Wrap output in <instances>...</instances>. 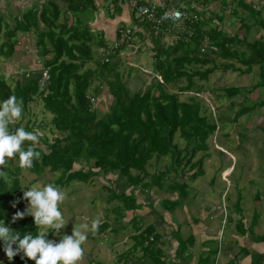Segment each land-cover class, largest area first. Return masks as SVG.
Masks as SVG:
<instances>
[{
	"label": "trees",
	"instance_id": "obj_1",
	"mask_svg": "<svg viewBox=\"0 0 264 264\" xmlns=\"http://www.w3.org/2000/svg\"><path fill=\"white\" fill-rule=\"evenodd\" d=\"M94 1L46 0L42 3L37 0L24 11L15 9L10 2L6 4L4 13H0V57L13 58L20 39L33 34L44 68L51 77L42 90L39 85L41 71L19 74L14 85L0 74V100L12 95L22 100V119L13 121L11 127L24 126L28 131L39 132L36 150L41 156L28 168L31 172L38 176L47 170L60 172L61 177L55 185L63 189L77 181L94 184L99 176H116V183L108 188L111 192L109 201L123 204L115 207L114 212L125 218L126 210L136 207L134 191L161 186L167 176L166 173L149 177L148 167L152 160L170 158L168 174L195 171L192 175L195 179L204 175L209 142L220 131V125L226 126L227 123L219 108L212 112L201 99L205 88L196 82V78L207 82L220 67L243 75L252 74L258 67L260 80L252 89L225 88L222 93L233 100L232 109H235L238 102L233 98L259 91L256 101L245 96L241 109L233 114L232 123L239 124L242 117L264 107V99L260 97L264 88V36L251 41L247 36L230 35L222 27L225 22L223 15H218L220 25L206 31L203 22L195 21L200 13L194 9L188 11L192 18L185 22L182 31L171 34L174 37L171 44L164 42L165 35L155 36L148 25L139 22L149 30L153 41V71L150 83L146 82L142 90L133 94L118 65L111 61L129 46H136L125 44L115 52L110 62L105 61L104 53L109 46L94 35L91 20L87 17L95 7ZM222 2L225 8H229L235 0ZM232 13L247 32L258 24L264 29L262 12L255 10L249 1L238 0ZM250 20L254 24L249 26ZM137 35L143 36L135 31L133 38ZM207 39V53L202 54L201 47L206 45ZM209 52L226 61L236 60L241 67L235 63L218 64L213 56H208ZM211 64L212 67L205 69ZM184 79L185 85L182 83ZM105 90L111 101L108 111L101 114L91 99L96 100ZM188 94L191 96L182 100V96ZM39 101L44 112L52 116L49 126L56 134L53 141L41 135L47 124L37 125L30 118L33 105ZM243 134L246 137L247 131L240 133L241 136ZM177 136L183 140V147L177 143ZM200 153L205 155L196 160ZM219 154L226 155L223 151ZM11 165L7 166V177L0 178V219L22 234L34 232L35 225L30 216L11 223L13 214L27 205L26 201L20 200L13 207L22 197L19 189L22 181L19 177L21 168L13 170ZM78 166L82 168L77 169ZM149 178H152L151 182L147 181ZM177 186L184 187V184L177 182ZM106 225L99 227L103 229ZM150 235L148 230L139 236L146 239ZM52 237L50 233L49 238ZM149 248L154 250V247ZM0 255L6 256L2 250ZM0 261L3 264H34L31 260H21L20 256L11 262L7 257L0 258Z\"/></svg>",
	"mask_w": 264,
	"mask_h": 264
},
{
	"label": "crops",
	"instance_id": "obj_2",
	"mask_svg": "<svg viewBox=\"0 0 264 264\" xmlns=\"http://www.w3.org/2000/svg\"><path fill=\"white\" fill-rule=\"evenodd\" d=\"M142 1L156 3L163 11L176 0ZM178 1L186 11H198L206 3L202 0ZM36 2L32 0L31 7ZM94 5L87 17L91 20L92 32L103 39L106 46L114 43L121 26L141 25L125 0H95ZM253 7L264 16L263 8ZM166 160L170 158L152 160L148 167L149 177L166 173L167 176L161 186L136 189V207L127 209L125 218L118 217L115 212L103 215L100 225L107 223L106 230L99 227L94 233L96 244L85 251V259L82 258L80 264H264V196L260 200L242 196L244 189L239 188L234 175L231 178H234L238 193L230 195L231 188L217 192L199 182L203 175L195 179L192 176L195 171L168 174L167 169L171 168ZM116 179L111 181L112 185ZM177 182L184 187L177 186ZM111 205L114 211L123 204ZM148 230L151 231L149 237L139 236ZM149 247L154 250L150 251Z\"/></svg>",
	"mask_w": 264,
	"mask_h": 264
},
{
	"label": "rangeland",
	"instance_id": "obj_3",
	"mask_svg": "<svg viewBox=\"0 0 264 264\" xmlns=\"http://www.w3.org/2000/svg\"><path fill=\"white\" fill-rule=\"evenodd\" d=\"M8 2L12 3L15 8H21L24 11L31 7L32 0H0V8L2 9H0V13H4L3 11L6 9V4ZM249 2H251L253 6L256 5L264 10V2L259 1L258 3H254L252 0ZM237 4L238 0H235V3L232 2L229 8H225L222 0H209L207 3L202 4L203 7H200L198 13H200L204 29L209 31L211 27L220 25L221 22L219 21L218 15H223L225 16V22L222 27L230 35L238 34L243 38L247 36L251 41H254L260 36H264V29L261 25L258 24L253 27L251 32H247V30L241 26L242 24L239 18H234L232 16V11L237 7ZM248 23L249 26L254 24L253 20H250ZM128 27L132 29L134 33L135 31H139L143 36H135L131 44H135L136 47L130 48L129 46L121 55L114 57L111 63L118 65L119 71L124 75V81L128 83L129 89L134 94L142 90L146 82L150 83L151 81L150 73L153 71L154 54L152 51L153 41L149 30L145 26L139 25L137 27L136 23H132ZM126 29V26H121L119 31ZM173 39L174 37L172 35H167L164 42L171 44L173 43L172 41H174ZM211 54L212 53L209 52L208 56H213L218 64L235 63L237 67H241V64L236 60L226 61ZM212 66L211 64L205 69ZM133 68L136 70L133 71ZM42 70H45L44 62L36 47L35 36H33V34L24 36L20 39L18 51L13 58L8 60L0 57V74L5 75L11 85H14V81L20 77L19 74L21 73ZM139 71L145 75H142ZM145 71L150 73L147 74ZM131 72L132 74H130ZM195 80L205 88V92L200 95L201 99L205 101L212 112H215L217 108H219L221 110L220 114L223 115L227 123L226 126L220 125V131L209 142L210 150L204 162L205 175L199 178V182L207 187L214 188L217 192L231 188L232 191L230 189L229 194L232 195V192L234 194L238 193L234 188V178H231V176L234 175L236 177L235 181L239 184V188L244 189V194L242 193V196H246L249 200H252L253 197H255L256 200H260L261 197L264 196V107L258 108L249 116L242 117L239 121L240 125L231 122L234 117L233 114L240 110V104L245 102V96H249L250 99L256 101L258 100L259 91L251 95H249V93H242V95L233 98L238 102L235 109H232L233 100L222 93L225 88L247 87L248 89H252L260 80L259 68L255 67L254 72L250 75H243L240 72H235L231 69L225 70V68L220 67L210 76L209 81L201 82L198 78ZM182 83L185 85L186 80L184 79ZM261 92L260 97L264 99V88L261 89ZM190 96L191 94L183 95L182 100H186ZM110 101L111 97L106 90L102 92L99 97H96L95 105L101 114L108 111ZM30 118L32 123H37V125L43 122L46 123L47 127L41 132V135L46 136L49 141L54 140L56 134L51 132V127L49 126L52 116L44 112L41 101L33 105ZM21 119L14 121H20ZM25 123H27L26 118ZM246 131V137H244V134L242 136L240 135L241 132ZM176 141L181 147L184 146V142L179 136H177ZM41 146L45 149L43 144ZM219 151L225 152L226 155L221 156ZM203 155L205 154L200 153L196 160ZM166 161L167 165L170 164L169 160ZM11 164V168L16 170L18 167L17 164ZM80 168H82V166L77 167V169ZM19 177L22 181V187H31L35 184H56L61 177V173H52L47 170L42 176H38L28 168H24L21 169ZM115 179L116 176L113 175L108 177L99 176L94 184H86L77 181L70 187L64 189L58 186L65 193V200L60 206L64 221L65 223L69 221L66 228L62 231L70 234L75 222L77 224L82 222L90 223L92 219L97 217L102 220L106 212L114 214L113 209H111V206H113L111 203H116L117 201H109L111 197L109 189L113 187L111 181L114 182ZM250 180H252V184ZM231 182L234 183L232 184ZM95 233H97V231ZM93 237H95L94 234L89 233L88 240L83 246L85 251H88L89 247L96 244L93 241L95 239ZM101 237L102 235L100 238ZM105 238L106 236L103 240L101 239L102 242H105ZM52 239H58V237L53 236ZM106 244H108L107 241ZM4 257L6 256L2 257V255H0V258L3 259Z\"/></svg>",
	"mask_w": 264,
	"mask_h": 264
},
{
	"label": "clouds",
	"instance_id": "obj_4",
	"mask_svg": "<svg viewBox=\"0 0 264 264\" xmlns=\"http://www.w3.org/2000/svg\"><path fill=\"white\" fill-rule=\"evenodd\" d=\"M23 111V101L14 95L0 100V178L7 177L9 164L16 163L21 169L31 168L33 161L41 156L36 150L40 139L38 130L28 131L24 126L11 127L14 120L22 118ZM19 189L22 197L13 207L20 200L26 201L27 205L13 214L11 223L30 216L35 231L22 234L0 219V250L8 261L20 256L21 260H31L34 264H80L81 259H85L83 246L88 235L99 229L101 220L97 217L90 223L75 222L68 234L62 231L69 221L65 223L60 207L65 200V193L57 185L35 184ZM50 233L58 239L49 238Z\"/></svg>",
	"mask_w": 264,
	"mask_h": 264
},
{
	"label": "built area",
	"instance_id": "obj_5",
	"mask_svg": "<svg viewBox=\"0 0 264 264\" xmlns=\"http://www.w3.org/2000/svg\"><path fill=\"white\" fill-rule=\"evenodd\" d=\"M128 7L136 14L139 22L145 23L154 32L155 36L161 34L167 36L172 33L177 34L182 31L186 21H190L192 14L183 9L181 3L176 0L173 6H166L163 11H160V5L156 3H144L142 0H125ZM204 3L207 0H202ZM248 1V0H247ZM171 5V4H170ZM196 22L201 21L200 16H196ZM134 32L127 27L126 30H121L118 33L117 40L105 50L104 58L106 62L111 61V57L115 52L125 44L133 42ZM209 39L206 40V45L201 47L202 54L207 53V45ZM50 72L48 70L41 71V79L39 82L40 88L45 89L50 80ZM92 103H96L94 98L91 99Z\"/></svg>",
	"mask_w": 264,
	"mask_h": 264
}]
</instances>
